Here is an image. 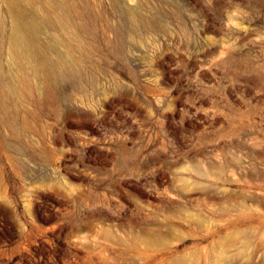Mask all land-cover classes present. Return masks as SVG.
<instances>
[{
  "label": "rangeland",
  "instance_id": "rangeland-1",
  "mask_svg": "<svg viewBox=\"0 0 264 264\" xmlns=\"http://www.w3.org/2000/svg\"><path fill=\"white\" fill-rule=\"evenodd\" d=\"M19 4L62 60L0 0V264H264V0Z\"/></svg>",
  "mask_w": 264,
  "mask_h": 264
},
{
  "label": "bare ground",
  "instance_id": "bare-ground-1",
  "mask_svg": "<svg viewBox=\"0 0 264 264\" xmlns=\"http://www.w3.org/2000/svg\"><path fill=\"white\" fill-rule=\"evenodd\" d=\"M19 1L20 0H6L13 18L10 28L11 48L14 49L16 58L22 59L23 57H27L33 60L36 64V68L42 69L46 76L51 77V80L56 83L58 64L62 60V55L58 54L55 58L51 57L48 51L51 46L47 45L45 47L39 44L38 35L44 25V19L36 12V9H33L29 13L26 7L23 8L20 6ZM60 23L62 27H64L63 29H66L68 32L66 22H63L61 19ZM66 64H68V62H66ZM68 66L70 67L71 64H68Z\"/></svg>",
  "mask_w": 264,
  "mask_h": 264
}]
</instances>
